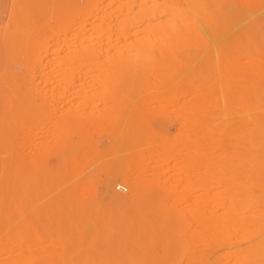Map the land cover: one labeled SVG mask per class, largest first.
Here are the masks:
<instances>
[{
	"label": "bare ground",
	"instance_id": "6f19581e",
	"mask_svg": "<svg viewBox=\"0 0 264 264\" xmlns=\"http://www.w3.org/2000/svg\"><path fill=\"white\" fill-rule=\"evenodd\" d=\"M250 1L264 12L261 0ZM76 5L72 16L59 12L51 19L53 26L9 30L10 69L25 81L24 154L18 159L23 161V237L15 247L7 248L8 241L0 247V264H202L203 243L215 248L218 237L216 193L210 189L217 179L210 174L221 155L245 154L251 142L232 135L230 104H221L216 91L220 76L204 73L196 58L182 57L180 44L191 38L200 43L203 28L196 20L209 26L215 43L218 22L228 16L225 0H79ZM152 108L179 118L170 137L163 139L165 122L156 129L147 119ZM121 146L131 168L120 166ZM172 156L176 161L168 166ZM233 160L221 164L228 167ZM81 162L86 174L102 173L104 200L93 196V187L71 188L70 172ZM166 169L171 178L163 176ZM224 180L234 197L246 182ZM115 181L124 183L125 194L114 192ZM250 205L260 212L249 216L258 212L264 222V194L252 197ZM242 237L248 238L247 249L231 263L264 264V232Z\"/></svg>",
	"mask_w": 264,
	"mask_h": 264
},
{
	"label": "rangeland",
	"instance_id": "374dc122",
	"mask_svg": "<svg viewBox=\"0 0 264 264\" xmlns=\"http://www.w3.org/2000/svg\"><path fill=\"white\" fill-rule=\"evenodd\" d=\"M76 1L79 0H0V220L4 218V220L0 222L3 224V227L0 229V247H5L7 241V248H10L11 246L15 247L23 237L22 187L20 186L23 185V161L22 159H18L24 154L22 104L23 90L25 89L23 85L25 84V81L21 73L17 71L12 73L10 69L9 54L10 36H12L11 32L14 28L18 27H26L29 29L28 26L31 27V25V29H35L36 31V24L38 23L43 25L42 27L47 25L53 26V23H55L54 18H56L59 12H65L68 16H72L73 10L77 6ZM261 2L262 6H264V0H261ZM225 5L226 8H228V16L223 22H218L215 33L219 34H217L218 39L215 43L210 39L209 26H206L203 23L202 25L198 24L200 22L196 20L198 28H203V32L200 29L203 36L200 39V43H198L199 45L196 40H191L192 38L189 40L190 43H186L188 45L180 44L184 47L183 54H181L182 57L190 60L196 58L195 60H198L204 73L218 74L220 76L216 85V89L218 90L216 91L219 92V100L220 103L222 102L221 104L224 106H229L230 104L233 122L231 128L232 135L235 138L246 137L251 142L249 151L245 152V154L241 152V154H235L236 156L231 154L221 155L218 158V165L215 164L217 166L216 168L214 165L216 170H212L213 173L215 170V175L210 174L214 180L217 179L216 185L210 189L211 192L216 193L217 205L215 209L217 210H215V213L218 224V237L214 245L215 248L210 246L209 248L203 243L202 249L205 250V254H203L202 264H238L231 263L232 259L234 258L235 260L237 258L236 256L241 254L242 250L245 249V246L248 244L245 243L248 239L246 237L248 236L244 237L243 240H241V237L245 236L247 232H264V229H262L264 228V222H262L260 220L261 218L258 216L260 210H256V208L253 209L250 205L252 197L264 194V185L253 184V182L256 181L264 183L261 182L264 181V150L261 151V149H258L264 147V143H262V141H264V14L262 13L264 12H258L251 4L250 0H232V2L231 0H225ZM14 7L16 10H14ZM114 13H118V11L115 10ZM10 21L15 22L14 26L10 25L13 23ZM29 22L31 24H29ZM50 22L51 24H48ZM40 24L38 26H40ZM199 25H201V27H199ZM34 26L36 28H34ZM35 31L33 30V33H35ZM174 44L175 42H172L169 45L174 46ZM212 60L215 61V64H212ZM6 64H9L10 66L8 65L7 67ZM2 68H5V70ZM30 84L37 86L36 88H40L41 86L37 81H33ZM19 100L20 102H18ZM221 104L218 102L217 105L219 108H221ZM16 109L18 112L14 111ZM221 109L219 111H221ZM151 110L152 111L145 113V115L153 128L158 129L160 122L166 123L167 129L161 131L164 136L163 139H166L168 136L170 137L176 132L177 123L180 121L178 117L169 114L166 111H159L157 108H152ZM140 114H143V110ZM133 119L136 118L130 120L132 125L135 123V120ZM221 124L222 123L219 121V125ZM15 125L19 127V131ZM19 135H21V137ZM4 136L6 138H4ZM106 136L107 133L101 131V138L103 140H106ZM15 137L18 140H16ZM14 142H17L19 147ZM16 145L18 148L16 147V149H14ZM124 148L127 149L125 145ZM124 148L121 146L119 151L120 166L122 168L129 166L131 168V163L133 161L131 162L132 159L130 160L127 157L128 150L126 151L127 154L124 155ZM255 148H257V150H255ZM18 151L20 155L17 153ZM170 153L168 156H170ZM233 153H235V151ZM168 158L176 159L175 156ZM227 158H234L235 161L233 160L234 163L232 162L233 164L228 167H224L223 164H221V161ZM170 159L166 162L168 166L176 161ZM152 162L153 160L151 161V166L155 164V161L153 164ZM17 165H19V167ZM79 165L81 166L80 169L78 167L79 171H74L77 169L74 168V172H70L71 188L78 191L82 187H93V196L98 200H104L106 197L100 182L103 176L102 173L98 172L90 176L84 171L85 164H82L81 162ZM61 168L65 169V166L63 165ZM163 168V166H159L158 170L163 172L165 170H163ZM137 169L139 170V168H134L135 173L138 172ZM169 170L171 171V169ZM83 171L85 174H83ZM164 173V177H167L168 175V177L172 176V172H167V169ZM206 175L208 174L205 170L203 173L204 183L207 182ZM226 176L232 180L239 178L246 180L244 184L245 186H243L242 189H239L237 197L233 196V188H230L225 184L226 179L224 180V177ZM79 184L81 187H78ZM119 185L120 187H118ZM112 189L118 194H125L127 192L124 183L119 181L112 183ZM207 191H209V186L206 183L204 192L207 193ZM236 199H242L240 201H243V203H236ZM254 210L258 212L255 213V215L253 213L249 216V213H252ZM4 221L6 222L5 224ZM9 238L10 240L13 239L14 244L12 241H9ZM207 248L210 250L214 249V251L212 250L211 252H208ZM152 249H154L153 246ZM212 260H214L213 263L211 262Z\"/></svg>",
	"mask_w": 264,
	"mask_h": 264
},
{
	"label": "built area",
	"instance_id": "2783aa9c",
	"mask_svg": "<svg viewBox=\"0 0 264 264\" xmlns=\"http://www.w3.org/2000/svg\"><path fill=\"white\" fill-rule=\"evenodd\" d=\"M118 187H120V185Z\"/></svg>",
	"mask_w": 264,
	"mask_h": 264
}]
</instances>
